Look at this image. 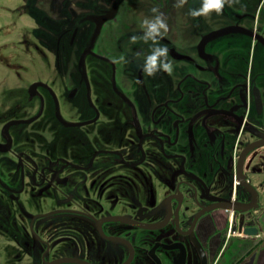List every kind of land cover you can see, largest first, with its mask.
Listing matches in <instances>:
<instances>
[{
    "label": "flooded vegetation",
    "instance_id": "flooded-vegetation-1",
    "mask_svg": "<svg viewBox=\"0 0 264 264\" xmlns=\"http://www.w3.org/2000/svg\"><path fill=\"white\" fill-rule=\"evenodd\" d=\"M13 1L16 10L0 0V105L18 108L10 115L0 109V264H210L231 231L240 236L244 228L253 234L245 263L251 264L264 249V34L243 19L226 21L248 11L252 0L199 18L189 11L201 0H188L183 13L165 16L168 24L182 15L189 24L187 32L172 25L167 42L160 41L169 46L172 76L184 70L186 77L215 84L222 73L235 75L226 60L249 39L238 90L215 92L207 90L209 82L191 90L181 78L171 83L165 72L143 73L151 42L130 40L143 34L146 18L139 14L134 23L118 21L115 32L112 23L96 45L105 55L96 54V62L109 67L114 92L85 74L90 56L96 57L90 42L78 57L83 90H68L65 76L36 79L30 69L39 59L27 36L52 12L44 11L48 3L38 12L40 0ZM131 2L136 12L156 7ZM70 17L77 21L64 20L67 28L83 24L84 16ZM95 21L101 26L102 18ZM58 24L54 30L66 29ZM212 24L219 27L210 30ZM180 31L200 36L198 42L173 44L170 36ZM220 44L218 57L203 62L206 48L213 52ZM50 55L57 62L54 50Z\"/></svg>",
    "mask_w": 264,
    "mask_h": 264
},
{
    "label": "rangeland",
    "instance_id": "rangeland-1",
    "mask_svg": "<svg viewBox=\"0 0 264 264\" xmlns=\"http://www.w3.org/2000/svg\"><path fill=\"white\" fill-rule=\"evenodd\" d=\"M131 1L133 0H115V1L114 0H52V3L55 2L52 5L53 9L50 8L52 4L51 1L45 3V0H40L41 3L37 2L36 4L38 5L37 7L39 10L38 12H42L43 10L41 4L43 5V8H44L45 5H47L48 3L49 8L47 7L46 10L44 11L50 10V12L52 13H47L51 15L49 17H43V14H42L40 18L37 19L36 24L38 27L37 29L33 30V32L35 31V35H37L38 37H35L33 35V32L29 31V35L27 36L26 34L28 38L27 37L23 38V39L27 38L28 44H30V46L33 49L36 48L35 53L37 54L38 59H39V61H37L36 66H33L30 69L31 74L34 75L36 79L45 78L43 77L44 74H46L49 77L54 76L56 78L58 76L60 78L61 76H65L66 79L71 82V83L68 82L69 84L67 85L68 90L75 89V88L77 90H83L81 74H80L79 64H78V57L83 52V50L88 47L87 44L90 42V44L93 45L92 52L95 55L97 54L98 56H105L104 53L98 50L96 45L100 46L99 43L101 41L102 33H110V31L108 30L111 29L112 23L116 24V25H113V31H112V32H115L116 28L118 29L121 28V27H117L118 21L134 23L137 20V18H135L136 15H133V14H139L137 16L138 18L139 17L141 18H152L153 17L154 14L151 11L153 7H148L144 5L138 8L140 12H136L135 10H133L134 2H131ZM137 1H141V2L146 1V2H149L150 4L156 5L155 8H158L159 11L164 14V16H167V14H169L170 12H175V11L181 12V13L184 12V7L178 8L175 6L176 0H137ZM258 1L259 0H252L251 6H249L248 11L242 12L240 13L242 15L237 16L240 19L238 18L235 20L234 18L232 19L230 18L229 20L226 21V23L227 22L228 23H232V22L239 23L242 21L241 19H243L244 20L243 25H247L248 27L255 25L257 26V29L261 31L262 34H264V1L262 4V7H260L261 8L260 11L258 12L256 23H253L254 12H255ZM13 2L17 4V2L13 0H8V5L13 10H16L17 6ZM12 9H9L8 6L6 7L7 11L9 10L12 11ZM71 10H73L74 11L73 13L77 16H81V15L84 16L82 25L72 24L73 26H70L67 28L68 23L64 20H69V18H71L70 16L73 14L71 13ZM120 12H121V15L119 17ZM62 14L65 15V19H63V21H61V23L58 24V20L61 19ZM125 17L127 19H125ZM0 18H4V17H0ZM97 18H102V21H101L102 27L105 24L102 30L100 29L101 26H98L95 21ZM114 18H115V21H114ZM53 19H58V20L55 21ZM204 20L208 22H212L211 18H206ZM75 21H77L76 18L75 19L71 18V23ZM3 23H4V20H0V25H2ZM63 23L66 29H64L62 32H58L57 29L54 30L53 24L62 25ZM221 24H224V23H221ZM7 25H3V27ZM172 25H174L176 32H177L178 27H180L181 30H184L186 32L188 31V28L186 26H189V24L183 15L179 16L178 22H175L174 24L172 23L168 24V28H170ZM77 26H79V29L72 31L73 29L72 27H77ZM217 27H219L218 24L217 25L212 24L210 26L211 28L210 30L217 28ZM7 31H10V30L6 29L5 32ZM192 31L195 33H199L200 35L204 33L200 31V29L196 30L195 28H193ZM110 36L112 38V34H110ZM174 36L175 38L170 36L171 39H169L170 41H173V44L174 43L175 44L176 43L185 44V43H189L190 41L197 43L200 37L198 35H195L197 36V38L195 39H193L194 36H192V39L187 36L185 37V33L183 31H180L179 35L177 34ZM162 40L167 42L165 39H162ZM180 40H183L185 42H179ZM221 47H222L221 44L212 45L211 49L214 50L213 52L210 50L209 47H207L206 53H208L207 55L209 56V59H203V62L204 60H205V63H208L210 60L211 61L215 60V58H217L219 53L221 52ZM71 48H75L74 52L72 54H68V56H65V50L70 51ZM51 50H54L56 55H58L57 57L59 59H57V62H56V56L51 57L50 55ZM215 50L216 51L218 50V51L216 52ZM248 52H249V39H247L245 45L242 48L231 49L230 55L228 57L230 59L226 61H228V65L230 64L229 62H231L230 66L232 69H235L233 71H235L236 74L232 75V72H229V74L225 75V73H222V76L219 75L221 76V78L215 79V84H211L209 78L193 79V78L186 77L185 74L183 73L184 70H182L181 73L174 74L173 76L167 75V79H169L171 83H175L179 78H181L182 79L181 84L183 86H188L189 89L191 90H195V89L198 90L199 89L198 85L200 84V82L202 84L209 82L210 86H208L207 84L205 86H207V90H209L210 92L226 90L229 87L231 89L238 90V88H233V87L238 84L237 83L238 75H241V71L243 70L245 62L248 59ZM261 52L264 53V48ZM97 55L96 57L94 55L93 57L90 56L89 60H91V62L90 61L88 62L85 74L86 76L89 75V77L90 76L95 77V80H94L95 83L101 84V87L104 91L109 92L111 90L112 92H114L113 83L112 81H109L110 69L108 66L104 64H99L98 62H96L97 60L96 58H98ZM192 55H194V53ZM194 58H196V55H194ZM60 61H62L63 64ZM195 61L196 63H199V64L201 63L199 60H195ZM55 63H56V66H55ZM183 64L185 65L187 63H183ZM183 64H179L176 66L181 67V65ZM185 66L187 69L188 66L187 65ZM23 68L25 70L29 69V67H26V66H23ZM223 69H225V72L230 70V68L225 63H224ZM66 79H64V81H67ZM185 82H187L186 85H184ZM221 83H223L222 86H221ZM72 86L74 88H72ZM118 89L122 91L121 88H118ZM66 91H67V87H66ZM176 97H177V93L175 92V94L173 95V100L176 99ZM132 100L136 105V100L134 98ZM195 101H198V100H195ZM120 102L122 103L123 100H121ZM143 102L146 104V101H143ZM147 102L150 103V99H148ZM169 104H173V103H169ZM138 106H142V104L138 103ZM16 107L17 105H12V104H6L4 107L0 105V109L4 112L7 111L6 114L8 115L16 112L18 109ZM154 107H161V106L154 105Z\"/></svg>",
    "mask_w": 264,
    "mask_h": 264
},
{
    "label": "clouds",
    "instance_id": "clouds-1",
    "mask_svg": "<svg viewBox=\"0 0 264 264\" xmlns=\"http://www.w3.org/2000/svg\"><path fill=\"white\" fill-rule=\"evenodd\" d=\"M188 0H176L175 6L180 8L187 4ZM238 0H201L199 8H192L189 15L193 18L207 17L212 13L221 15L226 5L234 4ZM154 14L152 18H146L142 22L143 34L141 36L133 35L130 40L133 44L142 40L144 43L151 42L150 54L146 56L142 65V71L148 77H154L159 72H165L171 75L174 71L173 64L169 60V49L162 45L160 41L167 34L169 28L167 20L158 8H152ZM120 60H124L121 57Z\"/></svg>",
    "mask_w": 264,
    "mask_h": 264
},
{
    "label": "water",
    "instance_id": "water-1",
    "mask_svg": "<svg viewBox=\"0 0 264 264\" xmlns=\"http://www.w3.org/2000/svg\"><path fill=\"white\" fill-rule=\"evenodd\" d=\"M245 211L246 210H242L241 212ZM247 229L249 228H244L240 236H237L236 233L231 231L234 236L230 238V241L228 239L226 244H224L225 240L220 243L219 248H217L211 256L210 264H237L240 255L243 257L245 254H248L253 246L252 243H250L251 246H249V242L253 239V234ZM256 243H258V241ZM235 248L240 249L235 252Z\"/></svg>",
    "mask_w": 264,
    "mask_h": 264
},
{
    "label": "crops",
    "instance_id": "crops-1",
    "mask_svg": "<svg viewBox=\"0 0 264 264\" xmlns=\"http://www.w3.org/2000/svg\"><path fill=\"white\" fill-rule=\"evenodd\" d=\"M248 259V254H245L243 257L240 255L238 263L240 262L239 264H245ZM251 264H264V249L256 255Z\"/></svg>",
    "mask_w": 264,
    "mask_h": 264
}]
</instances>
